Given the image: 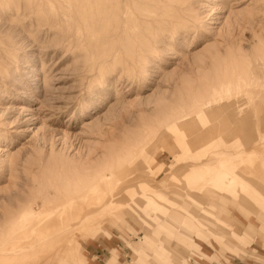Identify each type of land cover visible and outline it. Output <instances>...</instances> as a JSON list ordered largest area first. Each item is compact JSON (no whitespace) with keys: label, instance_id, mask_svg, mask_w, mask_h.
Returning <instances> with one entry per match:
<instances>
[{"label":"rangeland","instance_id":"obj_1","mask_svg":"<svg viewBox=\"0 0 264 264\" xmlns=\"http://www.w3.org/2000/svg\"><path fill=\"white\" fill-rule=\"evenodd\" d=\"M171 5L162 23L137 17L126 49L114 39V0H0V253L15 251L5 247L11 232L20 249H42L28 232L49 231L87 182L130 165L113 192L116 207L107 197L82 211L98 219L63 243L65 261L53 264H264V0ZM213 121L216 139L226 131L233 145L203 138ZM213 166L234 176L224 197L202 189ZM208 198L222 204L198 213ZM24 215H32L25 234L12 230ZM182 216H206L215 227L224 219L243 236L209 239L213 246L201 247L208 258L184 252L171 234L186 231ZM203 228L206 237L215 232Z\"/></svg>","mask_w":264,"mask_h":264},{"label":"bare ground","instance_id":"obj_2","mask_svg":"<svg viewBox=\"0 0 264 264\" xmlns=\"http://www.w3.org/2000/svg\"><path fill=\"white\" fill-rule=\"evenodd\" d=\"M82 1H84V0H82ZM114 1H115V16L117 18L116 24H115V28H114V30H115L114 39L117 42H119L120 44H122V41H123V38H124L127 41V43H128V46L126 47V49H127L129 47V45L131 44V42H132L131 34L134 33V32H138V30H139V25H138V23H136V18L138 17L140 19V21L145 24V26H148L151 23H162L163 20H164V17L166 15L171 17V15L168 14V10L169 9H173V6L171 5V3L174 0H114ZM140 1H142L143 4H140L139 8H135V7L133 8L132 7L133 4H137ZM153 2H155L156 4H161V5L158 6V8L155 7V6H149V3L151 4ZM228 2L231 3L230 1H228ZM77 8L80 9L78 11L81 12V6H78ZM75 11H77V10H75ZM85 14H86V12H85ZM241 23H243V22H241ZM195 27H197V26H195ZM144 30H145V32L150 33V34L158 32L157 29L151 30L149 27H147V28L145 27ZM144 38L145 37L142 36L141 39H144ZM113 45H114V43H113ZM122 49H123V46H122V48L119 47L116 50V52H117L116 57H117L118 61L121 60V53L120 52H122ZM240 53L243 56L247 57V56H249L250 51H247L246 49H241ZM126 54H127L128 58L130 57V59H131V55L128 52H126ZM253 54H255V52H253ZM224 125L226 126V124H224ZM218 128L219 127L217 126V123L215 121H213V123H211V124H208L206 126V129H205L206 133H203L204 134L203 138H205L208 141H210L212 146H217L216 148H218V146L229 147V146L233 145L236 138L233 139L231 136H229L230 134H228L226 131L223 132L222 137H221L220 140L216 139L215 132L218 130ZM251 128L257 130L258 126L256 124H254V126L251 127ZM194 137H195V135H194ZM140 156H142V154ZM196 166H198V165H196ZM190 168H191V166H190ZM198 168H199V166H198ZM192 169H193V165H192ZM212 170L215 172V174L212 177L207 178V181H206L207 184L203 185L202 189L206 190V188H207V190H208V187H209V192H210L209 195H211L212 197H217V196L220 197V195H221L220 193L225 192V190L227 189V186L229 184L227 178L231 177L232 181H234L235 179H234L233 175H230L232 172H229V171L227 172L226 171L227 169L226 170H224V169L220 170L218 167H214L213 166ZM133 171L134 170L131 169L130 165H125L121 169H119L116 173H111L109 175H101L99 177L92 178L91 182H89V183L87 182V184L85 185V188L83 190H81L82 192L77 193L76 196L73 197L69 201V203H67L65 205L63 204L64 205L63 207L60 205V208L57 209V211L55 213V220H54L53 224H51V228H50L49 231H45V232L38 231L35 234L33 232L34 229L32 228L33 230L28 232V233H30L29 235H32V237L30 239H33V240L37 239V241L40 242L41 245H43L42 249H38L37 247H32V248H27V249H20L22 247H21V243H20L19 234L14 236V235H12L14 233L11 232V234H10L11 235L10 236L11 237L10 238L11 241L5 247H8L9 249H13L15 251L12 252V253H9V254L0 253V264H35V263L36 264H43L41 262V259L43 257H45V254H47L48 252L49 253L53 252V254H52V256H50V258L47 257L45 259V261L47 262L45 264H53L55 262L63 263L65 261V255H66L63 243H66V242L67 243L68 242L75 243L76 242L75 237H76V233H77L76 231L81 232V230H84V229H86L88 227H92L93 224L95 223V221L98 219L97 215H95V214H91V216H88L87 218H81V212L84 211L85 209H89V206L92 205V204L100 206L102 204L103 200L106 199L107 197L112 199L111 202H110L112 204V206H111L112 209H113V207H116V206H114L115 203H113V202H115L118 199L119 196H116V195H119V194H114L113 195V192L117 188L118 182L120 180H122V178L125 176V174H127L128 172L129 173H133ZM194 171H195V168H194ZM189 172L190 171L186 170V172L183 173V174L186 177L189 176V175L191 176V172L190 173ZM155 173H156L155 171L151 170V171L148 172L147 175L149 177H152V175H155ZM201 173H202V171H201ZM228 174L230 176H228ZM164 176H165V178H169L170 179V177L172 175L164 174ZM203 179H205V177H203ZM171 180H173V177H172ZM175 181H177V180H175ZM149 184H150L149 185L150 188H158L159 187V184H157L155 182H151V180H150ZM189 190H190V188H189ZM151 191H153V190H151ZM213 192H215L216 194H213ZM224 195H225V193L223 195H221V196L224 197ZM221 198H220V200H223ZM192 199H193V201L195 203L198 202L197 199H194V198H192ZM146 200H151V199L150 198H146ZM157 200L160 201L161 197L157 196ZM205 201L209 205L207 204L208 206H206V207L202 206L200 208V211H198V213L200 212L202 214H206L207 215V213L209 211L208 210L209 206H215V205L220 204V203L222 204V201H219V200L216 201L214 199L210 200V198L206 199ZM242 202H243V200H242ZM238 203H239V205H241L240 202H238ZM146 207L147 206L138 207L137 209L145 211ZM167 208H169V207H167ZM204 208H206L207 210H203ZM214 214H216V213L214 212ZM31 218H32V215H24L22 223L19 226L12 228V230H14V231L18 230L22 234H25V230L28 227L27 225L29 224V221H30ZM197 218H199V217H197ZM180 221H181V225H183V227L186 228V231H179V232L174 231L171 234H176L178 236L179 242L182 243L184 246H186V249H185L184 252H189V251L198 252L199 251V254L203 258H206L207 256H205L204 253L201 252V247L202 246H208V245L209 246H213L210 243H208L209 239H212V241H215L216 240L215 238H219L223 234H228L229 237H232L233 239H235L236 242H240V239L243 236L242 234H238L236 232V230L233 227V223H230V224L226 223V220H224V219L223 220L222 219H218V221L220 222V227H215V225L210 224V221L207 220L206 216L204 218H203V216L200 217L199 220L194 219V217L187 218V217L182 216ZM204 224L207 225V228H214L215 229V232L209 237H206L203 234V232H205V228H203ZM66 225H72L73 229L71 231H69V232H66L63 235L55 237L52 240H48L47 241L46 239H44L48 232L58 230V229H60L62 227H65ZM225 226H226L228 232H226L225 228H222V227H225ZM114 256L115 255L113 254L112 258ZM206 261H207V259H206Z\"/></svg>","mask_w":264,"mask_h":264}]
</instances>
